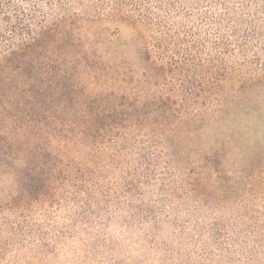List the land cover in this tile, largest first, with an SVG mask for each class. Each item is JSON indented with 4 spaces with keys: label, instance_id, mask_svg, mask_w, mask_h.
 <instances>
[{
    "label": "rangeland",
    "instance_id": "obj_1",
    "mask_svg": "<svg viewBox=\"0 0 264 264\" xmlns=\"http://www.w3.org/2000/svg\"><path fill=\"white\" fill-rule=\"evenodd\" d=\"M207 2L163 0L176 55L197 59L163 82L185 135L155 139L163 121H134L121 155L99 149L54 198L0 209V264H264V193L244 180L264 159V17L249 4L211 19L220 7ZM106 29L136 71L131 30ZM208 158L223 172L200 168ZM12 191L0 178V198Z\"/></svg>",
    "mask_w": 264,
    "mask_h": 264
},
{
    "label": "trees",
    "instance_id": "obj_2",
    "mask_svg": "<svg viewBox=\"0 0 264 264\" xmlns=\"http://www.w3.org/2000/svg\"><path fill=\"white\" fill-rule=\"evenodd\" d=\"M209 3L220 7L211 19L235 20L249 4L264 17V0ZM170 6L163 0H0V178L13 187L0 198L1 210L22 212L54 198L84 175L99 149H117L103 161L121 155L134 121H163L155 139L185 135L168 122L163 82L197 59L176 55L163 19ZM110 24L131 30L136 71L109 38ZM213 160L200 168L223 172ZM247 170L251 187L245 188L264 193V159Z\"/></svg>",
    "mask_w": 264,
    "mask_h": 264
}]
</instances>
